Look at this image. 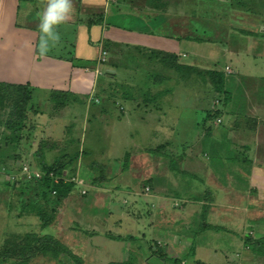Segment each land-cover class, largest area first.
<instances>
[{
  "label": "crops",
  "instance_id": "crops-1",
  "mask_svg": "<svg viewBox=\"0 0 264 264\" xmlns=\"http://www.w3.org/2000/svg\"><path fill=\"white\" fill-rule=\"evenodd\" d=\"M20 1L0 0V82L29 84L33 88L32 98L35 94L48 98L44 102L48 115L44 124L55 128L54 121H59L61 128H65L69 123V128L62 135L77 146L84 142L83 122L88 125L93 116L98 120L107 117L110 121L105 122L106 125L119 131L111 142L106 140L104 146V163H100L106 168L102 183L113 182L116 189L131 192L138 187L137 184L143 186L150 180L153 200L157 202L156 212L166 209L157 208L163 206L166 196L175 194L182 198L186 209L193 208L190 222H194L195 218L202 225L197 234L199 251L203 255L200 256V264H220L222 256L219 255V248L210 242L214 235L224 231L217 223H264V213L258 219L255 214L257 206L264 211V97L260 99L254 94H239L230 76L235 72L239 76H248V70L257 64L256 55L261 51L260 65L264 72V0H73L70 19L58 28L60 42L44 56L37 51L40 37L37 25L47 0H38L37 5H30L25 10V20L32 19L28 24L18 22ZM34 8L37 9V16L34 15ZM82 10L91 15L80 17ZM116 18L119 21L116 22ZM95 38L99 39L93 41ZM129 47H140L147 53L156 51L176 56L173 62H160L161 68L145 89L150 103L143 107L133 106L135 113L130 111L129 94L110 99L112 88L101 86L100 89L96 85L99 76L106 74L112 78L116 74L115 64L121 61V57H126L125 53L132 52ZM208 49L210 54L206 53ZM216 50L225 55L223 64L218 65ZM188 57L187 62L184 58ZM160 63L157 62L158 66ZM180 64L191 66V69L184 68L186 71L197 74L205 71V76L208 75L207 70L223 72L230 99L223 105L224 109L221 108L224 111L221 118H226L228 122L223 123L225 128H221L220 136L205 131L203 125L198 130L195 124L201 125L202 117L194 121L195 131L191 138H187L186 129L178 125L182 115L175 111L178 105L174 99L176 95L195 96L188 100L193 105L199 104L201 113L205 115L207 109L219 105V100L215 101L217 95L214 100L212 96L210 102L207 99L215 92L208 76L205 82L199 83L200 86H193L192 94L190 87L183 86L181 80V86L171 85L176 73L168 71H179L177 65ZM122 67L126 76L128 68ZM260 76L264 79L263 73ZM179 78L182 75L179 74ZM233 79H238V76ZM52 91L67 94L62 107H54L55 103L50 98ZM102 101L104 105L99 106ZM107 101H111L113 108L108 106ZM42 103L37 102L36 106L39 112L45 113ZM77 104L86 112V116L81 117L82 122H79L76 113V109L79 110L75 108ZM261 107L263 110H260ZM68 111H73V115H67ZM63 118H66L64 123ZM132 127L136 128L134 132ZM69 130L74 131L67 136ZM137 135L142 139L148 138L151 141L149 147L144 145L135 151L133 143L138 142L132 138ZM181 135V147L174 149L177 145L175 140ZM32 136L29 141L25 140L26 150L32 146ZM52 136L53 141H60L54 132ZM204 144V148H212L211 152L206 153L201 150L203 147L199 148ZM118 147L120 150L124 148L127 157L129 150L131 152L127 168L124 163L110 165L111 159L116 158L113 151ZM53 148L43 149L41 156L48 158L55 152L49 150ZM83 149L95 153L90 148ZM81 158L83 155L78 157V161ZM90 164L95 168L94 162ZM107 168L111 170L106 173ZM98 174L94 176L97 180L94 185L101 186ZM209 175L214 185L205 182ZM243 175L247 184L240 189L238 183ZM251 176L260 177L257 179L261 181L258 196L253 194L255 189L249 182ZM64 180L67 181V178ZM227 183H230L229 187ZM163 195H166L164 199L161 198ZM261 197L263 199H258ZM240 201L247 205L243 210H240ZM238 215H242L241 220ZM233 237H236L235 234ZM232 238L229 241L235 243ZM194 243L190 242V245ZM193 251L194 248H191L190 253Z\"/></svg>",
  "mask_w": 264,
  "mask_h": 264
},
{
  "label": "rangeland",
  "instance_id": "rangeland-1",
  "mask_svg": "<svg viewBox=\"0 0 264 264\" xmlns=\"http://www.w3.org/2000/svg\"><path fill=\"white\" fill-rule=\"evenodd\" d=\"M37 1L38 0L20 1L18 13L19 23L28 24L32 21V19L25 20L24 14L26 13L25 10H28L30 5H37ZM32 8L33 7H31V9ZM36 10L37 9L34 8V15L37 16V13L35 12ZM87 15L90 16L91 14H86L84 10L79 13L80 17ZM115 21H119L118 18H116ZM98 39L99 38H95L93 41H97ZM129 50L132 52L125 53L124 56L126 57L120 56V62L122 64L120 62L115 64L116 74L112 78L103 74L96 79L98 82H95L100 89L101 86L112 88L113 94L110 99H119L121 95L129 94V107H132V110L130 109V111L135 113L136 110L133 106L143 107L147 103H150V96L145 94V89L151 85L153 79L158 73L157 71L161 68L160 66H162V63H160L161 60L151 56L150 53L141 51L143 49L140 47H129ZM261 52L256 55L257 58L255 62H258L254 67H251L248 70V76H239L236 72L235 74L230 75L232 81L235 82L237 87L236 90H238L239 94H254L260 99L264 97V79L260 76L261 73L264 75L260 65ZM206 53L210 54L211 52L208 49L206 50ZM189 54L190 52H188V55ZM216 56L220 62L218 65L223 64L226 61L225 55L222 52L216 50ZM184 59L187 62L189 61V57ZM157 62L160 63L159 66ZM122 66L128 68L127 70L129 72H126V76ZM225 69L228 71L229 68L226 67ZM165 71L168 70L165 69ZM168 72L176 73V76L171 80V85L174 87L181 86L179 84V80H181L183 86L190 87V94H192L193 86H200L199 83L205 82L208 79V77L205 76V71H201L202 73L199 74L186 71L185 69L181 72L174 70H169ZM132 74L133 76H131ZM179 74L182 75V78H179ZM235 76H238V79H233ZM224 80L226 82L225 77ZM143 85L145 87H143ZM212 96L214 100L216 98L215 92L207 98L209 99V102L212 100ZM107 97L109 98V96ZM194 97L195 96L193 95L185 96L183 94L174 97L178 102L175 111L177 114L179 113L182 115L178 121V125L180 124L186 129L185 136L191 138L192 133L195 131V126L198 130L203 128L207 131L208 129L210 130V134L220 136V134H222L221 128H225L223 123L227 124L228 122L226 118H221L224 111L221 109V112L223 111L221 115L214 120L210 119L204 127H202L203 123L201 125L195 124L194 126L193 123L198 117H202L203 120L206 116L205 113H201L200 106H198L199 104L193 105V102L188 100L189 98L192 99ZM216 100H219V105H215L216 108H223V99L221 96H217L215 101ZM46 101H48V98L39 97L35 94L26 107V121L24 122L26 123V126L22 127L20 134L22 135L23 132L24 134H27V136H29L27 138L28 141L33 135L32 146L26 150L24 148V141L21 140L19 144L4 145L0 148L1 160L5 161L6 164L11 167L10 170H12H0V248L3 247V241L14 234L22 235L25 233L43 232L52 234L61 240L62 243L69 246L83 259V264H107L112 261H125L127 259L130 264H200V256L203 257V255H201L199 251V235L197 234L200 232L202 225L199 223L200 221L195 218L194 222H190L189 218L193 214V208L191 210L186 209V207L182 205V198L175 194L171 197L163 195L161 197L163 199L164 196H166L165 200L162 202L163 206H157V208L166 209L163 212H156L157 202L153 200L154 197L152 193H154V191L149 185L144 184L142 186L137 184L136 186L138 187L134 191L123 192L122 190L115 188L116 183H102V181H104V168H106L100 163H104V146L106 145V140L111 142L113 136H116L119 131L112 128V126L106 125L105 122H109L110 120L107 119V117H100V120H98L96 116H93L90 118L88 125L84 122L82 123V125L84 124L85 126H82L84 142L82 143L81 141V146L84 148H90L95 153L87 152L85 149L81 150L82 147L80 145L77 146V143H70L69 140L67 141L66 137L62 135V132L66 133V130L69 128V123L65 125V128H61L59 121H54L53 124L55 128H48V126L44 124L48 116L46 114L47 105L46 103L44 104ZM114 101L116 100H113V102ZM37 102H43V106H41L44 107L43 110L45 113L43 111H38L39 107L36 106ZM104 103L105 102L102 101L99 106L104 105ZM107 103L109 106L111 101H107ZM30 105L33 106L29 108ZM75 108H79V110L76 109V113H78L79 122H82L81 117L86 116V112H84L85 109L82 110L80 104H77ZM211 109L213 108H210V110ZM260 110H263V108L261 107ZM69 113L73 115L74 112L68 111L67 115H69ZM8 119V109H0V120L2 121V124H0L1 142L4 141L3 133L6 132L3 129V125H5V122ZM65 120L66 118H63V123ZM27 129L31 131L29 132ZM48 129L50 130L47 132ZM135 129V127H132L133 132ZM138 129L140 130V126H138ZM71 131L74 130H69L67 136ZM52 132H54L55 137H60V141H53L54 138ZM231 134H233V132ZM182 137L183 135H181L178 140H175L177 145L174 149H179V147H181L180 144H182ZM135 139L138 142L133 143V149L135 151L144 145L149 147V142H151L150 140H147L148 138L142 139L139 135L133 136L132 140ZM51 141H53V144H50ZM52 147L54 148L49 150L55 152L50 154L48 158L41 156L44 154L43 149ZM204 147H206V144L203 146L199 145V148H202L201 150L204 152H211L212 148ZM124 151V148L121 150L119 147L116 148L113 151L116 158L111 159L112 164L110 165L113 166L119 163H124L125 168L129 167V164L127 163L128 158L131 157V152L129 150L127 157L124 154ZM30 152H32V154ZM82 155L84 159L81 158L78 161V157ZM86 155H88L89 158ZM15 160L17 161V164H19L18 170L23 166L35 169V167L39 165L40 160L49 163L55 162L56 160L64 161L67 164L63 170L64 178L73 180L78 185L75 186L76 188L73 189L72 193L69 194L59 206L60 210L56 212L55 218L47 227H42L41 219L26 206L25 201L29 199V196H19L17 188L14 186L10 187L14 184L12 182L13 180L10 181V177L13 174L15 178H17L19 173L12 164ZM243 160H241V162H243ZM92 162L95 163V168L90 164ZM240 169L242 170L243 168ZM109 170L111 169L107 168L106 173L110 172ZM97 174L98 177H101V181L99 180L101 186L94 185V182H97L94 176ZM195 176L200 178L197 175ZM257 179H260V177L252 178L251 176V179L249 180L253 186L252 189H255L253 194H256V196H258V194L260 195L258 188L261 183V181L258 182ZM227 180L230 181L229 177ZM244 180H246L245 175L240 178L238 183L240 189L247 184V181ZM3 181L7 182L8 186L2 184ZM19 181L22 180L19 179ZM205 182L214 185V181L211 180L210 175L208 176V181L205 180ZM230 183H227L226 186L229 187L228 185ZM146 186L149 187V190H146ZM178 195L180 194L178 193ZM258 199H263V197ZM240 203H242L240 210H243V208L245 209V206L247 205L243 204L244 202L242 201H240ZM262 213H264L263 208L257 206V212L255 214L258 217L256 218H260V214ZM238 216L241 220L242 215ZM234 223L235 222L230 221L217 223L218 225H221V228H224V231H221L220 235H214V237L210 239V242H212L213 245H217L219 248V255L220 257L222 256L220 264H264V245L260 246V250L262 251H259L257 250L259 246L255 243L256 240L264 236V223H238V225H233ZM222 226H225L226 228ZM236 231L237 233H234ZM234 234L236 237H233ZM112 236H123V238L122 240H112L110 239ZM230 238L234 239L235 243H231L229 241ZM193 241L195 243L190 245V242ZM191 248H194V251L190 253ZM65 262L67 263L70 261L63 260V263ZM4 264L10 263L5 262ZM33 264L62 263L56 260H48L46 258H36Z\"/></svg>",
  "mask_w": 264,
  "mask_h": 264
},
{
  "label": "trees",
  "instance_id": "trees-1",
  "mask_svg": "<svg viewBox=\"0 0 264 264\" xmlns=\"http://www.w3.org/2000/svg\"><path fill=\"white\" fill-rule=\"evenodd\" d=\"M195 40L203 41L202 38H196ZM105 43L107 42L105 41ZM148 53L163 62L164 60L165 62H173L176 59L174 54H168L165 52L150 51ZM163 64L165 65V63ZM190 67L191 66L183 64L177 65L179 71L184 68L191 69ZM206 74H208L207 76L211 79L216 95L218 97L221 96L223 99L222 104L224 105L227 101H229L230 95L225 89L223 72L212 69L207 70ZM32 92L33 88L29 84L0 82V109L7 108L9 115V119L5 122V125H3V129L6 132L3 133L4 141H0V148L4 145L19 144L21 140L24 141V148H26L25 140H28V136L27 134H24V132L21 135L20 132L22 127L26 126V123H24L26 121V107L32 98ZM66 95L67 94L64 92L52 91L50 98L55 103L54 107H62L66 103ZM30 107L31 105L29 108ZM212 108L213 109L211 110L207 109L206 116L202 120L203 126L206 125L210 119L214 120L221 115L222 107ZM0 124H2L1 120ZM27 130L29 131V129ZM16 160L12 164L18 170L19 164H17L18 160ZM66 165V162L58 160L52 163L40 161L39 165L35 167L40 173L39 177L33 176L30 179L26 177L22 178L21 176V178H15L13 181L10 180L15 184L10 187H16L19 191L17 192L19 196H29V199L25 201L26 206L41 219L42 227L50 225V222L55 218L56 212L60 210L59 206L62 202H64L65 198L72 193L73 189L76 188L75 186H78L73 180H64L63 170ZM1 169L12 171L10 170L11 167H9L5 161H2L0 157V170ZM54 176H59L61 178H59L58 181H54ZM19 179L22 181H19ZM149 182L150 180H147L144 184L149 185L151 188V184ZM2 184L8 186L7 182L3 181ZM146 187V190H149V187ZM209 227L212 228V226ZM213 228L219 230L217 227ZM122 238L123 236L110 237L112 240H122ZM255 243L259 246L258 249H256L262 251L260 250V246L264 245V236L256 240ZM2 246L3 247L0 248V264H4L5 262L10 264H33L36 258L56 260L62 264H83V259L78 254H76L69 246L62 243L61 240L49 233L33 232L22 235L14 234L11 237L6 238L3 241ZM63 260L70 262L63 263ZM107 264H130V262L127 259L125 261H112Z\"/></svg>",
  "mask_w": 264,
  "mask_h": 264
},
{
  "label": "clouds",
  "instance_id": "clouds-1",
  "mask_svg": "<svg viewBox=\"0 0 264 264\" xmlns=\"http://www.w3.org/2000/svg\"><path fill=\"white\" fill-rule=\"evenodd\" d=\"M72 12L73 0H47L46 6L39 14L37 25L40 32L37 51L40 56L46 55L52 47L58 45V28L70 19Z\"/></svg>",
  "mask_w": 264,
  "mask_h": 264
},
{
  "label": "built area",
  "instance_id": "built-area-1",
  "mask_svg": "<svg viewBox=\"0 0 264 264\" xmlns=\"http://www.w3.org/2000/svg\"><path fill=\"white\" fill-rule=\"evenodd\" d=\"M219 122H220V120H219ZM21 176H22V178L26 177V178H30L31 179L33 176L34 177H39L40 173L38 172L37 169H33L32 167H28V166L27 167L23 166L19 170V173H18V177L21 178ZM9 177H10V175H9ZM10 178H11V180H14L15 176L12 174V176ZM58 180H59V178L57 176L56 177L54 176V181H58Z\"/></svg>",
  "mask_w": 264,
  "mask_h": 264
}]
</instances>
